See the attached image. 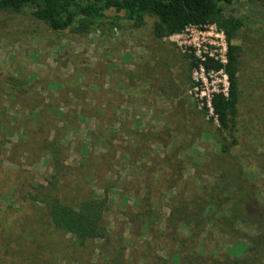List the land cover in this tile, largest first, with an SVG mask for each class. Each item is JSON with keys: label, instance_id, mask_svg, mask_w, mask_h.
Instances as JSON below:
<instances>
[{"label": "rangeland", "instance_id": "obj_1", "mask_svg": "<svg viewBox=\"0 0 264 264\" xmlns=\"http://www.w3.org/2000/svg\"><path fill=\"white\" fill-rule=\"evenodd\" d=\"M33 10H0V264H155L156 255L180 264L163 236L160 245L146 234L132 237L129 214L143 208L150 191L163 229L170 196L180 189L196 196L203 185L219 181V173L243 198L246 223L235 226L243 239L214 225L224 209L214 220L205 219L193 247L245 258L264 234V5L239 1L226 9L235 16L251 14L260 24L245 27L233 40L240 46L237 142L224 155L204 103L227 84L216 74L197 88L189 64L190 55L203 53L213 38L199 32L206 27L158 38L155 15L134 25L124 12L110 9L98 30L74 34L50 30ZM33 103L34 109L27 106ZM130 129L158 133L163 143L148 142L146 157L133 160L125 153L132 151ZM50 147L63 163L57 180L63 201L106 194L103 240L79 245L70 233L50 227L48 203L40 197L53 171ZM173 153L183 160L182 170L148 168L150 157L169 160ZM179 170L177 188L160 197Z\"/></svg>", "mask_w": 264, "mask_h": 264}, {"label": "trees", "instance_id": "obj_2", "mask_svg": "<svg viewBox=\"0 0 264 264\" xmlns=\"http://www.w3.org/2000/svg\"><path fill=\"white\" fill-rule=\"evenodd\" d=\"M239 1L264 5V0H0V10L17 12L33 5L32 15L47 25L50 30L68 31L74 34L98 30L103 24L105 11L110 9L117 13L124 12L125 18L131 20L134 25L142 23L146 14L155 15L158 21L154 27V35L158 38L180 34L189 26L202 29L206 25L215 24L226 37V63H220L205 53L204 60L191 54L189 64L191 69L198 68L200 64L206 72L222 70L226 75V91L223 92L221 87L218 91L212 92L210 96L211 112L217 123L213 136L217 140L220 152L224 155L229 152V147L237 142L235 130L237 105L240 98L238 86L240 46L233 40L239 37L240 31L245 27L260 24L251 14L242 13L235 16L226 11L228 7ZM204 105L206 107V103ZM27 106L31 109L36 107L34 103ZM49 108L53 109V105ZM85 113L89 114L87 109ZM127 134L132 141V151L125 153H129L130 157L136 161L145 158L150 151L148 142L163 143L158 133L155 132L130 129ZM51 145L57 147L58 144L56 140H53ZM53 147H50L53 171L48 180L49 185L46 188L40 186L42 189L45 188L40 193L42 195L40 197L41 201L48 203L50 227L53 230L55 228L70 233L79 245H84L88 240L95 238L103 240L106 237L103 225V213L107 208L106 194L96 197L92 192L86 193L82 200L74 204L63 201L60 197L61 188L57 182L63 163L57 154L51 152L54 151ZM130 157L128 156L127 159L130 160ZM166 157H150L148 168L164 165L182 170L183 160L178 154L173 153V157L169 160ZM143 163L140 168H146V164ZM171 163L175 166L172 167ZM180 170L177 177L172 175L168 179V184L160 192V197L163 193L177 188L183 179ZM217 177L219 181H215L213 186L206 184L210 186L207 188L203 185L202 189L205 194L201 190L196 196L187 197L185 191L180 189L170 196L168 204L170 211L163 229H159L156 224L159 217L156 215L151 199L149 200L150 191L148 194L145 193V197L142 198L143 208L129 214L131 236L138 237L146 234L150 236V240L156 242V245H160L159 238L163 236L174 249L176 248L172 257L175 258L178 255L180 264H264V234L262 233L256 237L255 242L251 243L245 258H237L228 250L221 252L216 249V253L213 254L212 249L209 253H204L196 251L193 247L203 232L205 219L214 220L217 214L224 212V209H226V214L218 216L213 222L214 225L235 240L243 239V234L235 229L236 225L246 223L243 218L245 213L242 207L243 198L233 189L230 190L229 179L224 181V173H219ZM3 186L0 184V189ZM229 191L231 192L229 196H225ZM104 193H106V188H104ZM36 197V194H33L32 199ZM228 197L231 198L230 201ZM225 204L229 207L225 208ZM185 231L186 235L181 234ZM147 246L149 249L152 247L150 242L149 244L147 242L145 247ZM152 259L155 264H170L169 259L158 255Z\"/></svg>", "mask_w": 264, "mask_h": 264}, {"label": "built area", "instance_id": "obj_3", "mask_svg": "<svg viewBox=\"0 0 264 264\" xmlns=\"http://www.w3.org/2000/svg\"><path fill=\"white\" fill-rule=\"evenodd\" d=\"M204 27H206V29L201 30L199 32L200 33H205L206 35L211 36L213 38H211V40L208 41V45L205 44V48H207V49L203 53L198 54L197 57L200 60H204V58H205L204 54L206 53L210 57H212L214 60H217V61H219L220 63H223V64L226 63L227 45H226V37H225L224 32L221 29L217 28V26L215 24L206 25ZM196 28L197 27L189 26L186 29H190V31H194ZM193 70H194V74H195L194 79L196 81L195 83H197L196 84L197 88H203L202 83H205V81L208 80L209 77H211L213 75H216V74L221 75L223 77L224 82L227 84L226 75L223 73L222 70H219L217 72H214V71L206 72L203 69L202 65H200V64H199L198 68H194ZM198 85H199V87H198ZM226 87L227 86H224L222 88L223 92L226 91ZM200 91H202V90H200ZM211 93L208 94L206 96V98H205V103L209 107L210 111H211V108H210V96H211Z\"/></svg>", "mask_w": 264, "mask_h": 264}, {"label": "crops", "instance_id": "obj_4", "mask_svg": "<svg viewBox=\"0 0 264 264\" xmlns=\"http://www.w3.org/2000/svg\"><path fill=\"white\" fill-rule=\"evenodd\" d=\"M82 116H83V115H82ZM86 116H87V115H86ZM86 116H85V117H86ZM133 127H134V124H133ZM160 150H161V149L159 148V146H156V148H153V151H155V152H156V151L159 152Z\"/></svg>", "mask_w": 264, "mask_h": 264}]
</instances>
